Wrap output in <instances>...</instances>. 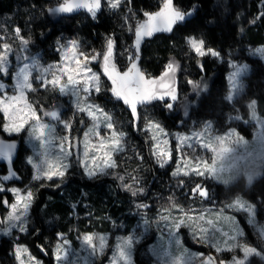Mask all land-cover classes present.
Segmentation results:
<instances>
[{"label": "trees", "instance_id": "obj_1", "mask_svg": "<svg viewBox=\"0 0 264 264\" xmlns=\"http://www.w3.org/2000/svg\"><path fill=\"white\" fill-rule=\"evenodd\" d=\"M65 2L0 0V52L2 43L9 39V35H23L31 40L34 49L43 50L47 60L59 62L62 44L72 38L80 41L83 49L92 48L93 55L101 53L102 60L107 42L112 39V62L119 72L127 71L130 67L127 59L122 62L123 57L128 58L130 54L135 57L133 61L137 60L138 69L147 77L159 76L171 61L180 64L179 99L182 101L173 103L171 109L163 103H169V100L143 105L167 129L189 130L203 121L211 120L214 129L218 131L236 126L243 134L251 135L255 123L249 119L250 100H255L257 111L264 116V61L248 52L250 47L264 44V0H173L175 8L185 13L191 12L192 15H186L185 20L174 25L170 32L160 31L151 37H144L140 43L138 59L135 29L146 20L145 13L159 12L164 0H125L117 9L105 4L95 16L86 11L77 12L76 9L72 12L50 11ZM190 36L201 37L205 48L218 52L219 56L207 52L204 56L198 55L188 40ZM231 59L246 60L251 64L250 72L241 79L234 100L228 97ZM105 83L108 88L96 99L113 111L117 120L124 122L121 127L130 137H123V142L134 153L133 159L129 161L131 168L137 169L141 164L146 167V193L133 195L124 190L113 176L89 178L77 165L62 182L34 181L32 167L26 161L27 148L20 141L10 161L0 157V174L4 177L10 173L15 174L12 182L5 180L7 184L16 182L20 186L31 185L34 201L28 230L14 232L0 239V264H19L15 243L28 245L34 254L45 260V264H54L51 245L55 240L67 238L78 245L80 237L85 233L128 234L140 225L141 217L136 211L135 201L164 203L168 196L166 186L170 182L172 186L175 185L176 179L172 178L170 172L172 166L165 170L158 166L152 155V144L141 132L131 108L111 93L110 80L106 79ZM195 84L200 85V91L192 92ZM202 84L207 90L202 89ZM35 87V92L31 93L32 100L35 95L45 93L38 83H35ZM51 99L53 103L65 106L63 118L72 123L74 133H81L80 123L85 119L84 114L75 111L71 99L61 94ZM183 99L187 103L197 99L188 118L180 107ZM39 105L36 102V106ZM238 114L243 119H237ZM3 121L4 116L0 112V134H4ZM122 157L123 154L117 155L119 162ZM120 167L125 169L122 164ZM206 184L210 193L207 201L223 205L243 195L254 203L259 219L264 220V178L257 180L251 188H245L242 182H234L227 189L220 183ZM191 189L194 191L190 195L195 192L194 187ZM174 195L182 198L184 191H177ZM5 197L12 200L11 192H0V212L6 210ZM141 250L142 247L137 245V263L151 264L149 258L142 256ZM248 264H264V260L253 256Z\"/></svg>", "mask_w": 264, "mask_h": 264}, {"label": "rangeland", "instance_id": "obj_2", "mask_svg": "<svg viewBox=\"0 0 264 264\" xmlns=\"http://www.w3.org/2000/svg\"><path fill=\"white\" fill-rule=\"evenodd\" d=\"M125 0H120L119 6ZM109 5L108 0H101V7L103 5ZM113 8L117 9L119 8ZM147 19V17H146ZM6 41L1 45V52H7L8 49L4 48L7 44L11 51L8 54L7 72H0V84H3V89H0V101L4 102V105H8V112L5 113L3 107L0 106V112L4 116L3 129L4 134H0V138L17 137L16 140L23 141L25 148H27L26 161L31 165L33 171V180L36 175V169L33 167V163L38 162V144L39 142L34 138V128H37V120L41 124H47L50 128L54 129L51 139L53 141V152L58 154L60 140L63 137H67L64 140V149L71 151L72 155L68 157L67 163L70 167L65 172L63 177L54 176L51 180L63 181L68 177L69 171L74 167L79 169L89 178H95L97 176H113L115 177L120 186L131 193L135 192V195H143L146 193L147 186L145 184V171L146 167L141 164L137 169L131 168L129 161L133 159L134 153L131 149L124 145L123 139V151L115 152L112 154V159L115 161V167L106 170L107 174L97 173L95 176H89L85 170L87 165L89 170H95L92 157L95 155L98 157L96 164L103 165L101 157H103V150H97L96 145H99L100 140L104 139L106 143H111L108 139L112 135V131L117 133H123V137L129 136V133L123 129L122 124L124 122L116 119L114 112L104 107L103 103L98 101L97 96L101 95L108 88L105 83L108 77L104 73L103 59L101 60V53H95L93 55L91 49H83L80 41L72 38L67 39L66 43H63L60 49V60L55 62L54 60H47L46 56L41 49H34L33 43L26 36L14 37L9 35ZM203 40L201 37L190 36L191 40ZM23 41H28L27 45ZM76 42V48L74 52L68 51L72 48V42ZM204 41V40H203ZM191 44V43H190ZM195 50V49H194ZM204 50L205 48L204 42ZM249 54L255 57H259L264 61V44L252 46L249 48ZM92 56H96L93 60ZM131 57V59H130ZM87 58V61H85ZM127 59L128 66H131L135 57L130 54L128 58L122 59L124 62ZM77 61L82 64L86 62L87 69H90L91 73H95L99 76L101 91L95 92L93 89L90 95H87L81 90L79 92V99L81 107H86L89 104L99 106L104 113H107L111 117L113 123V129H108L103 122V116L101 113H97L100 116L101 123L98 127H95V122L86 112H81L76 107L77 97L68 94H62L59 89L63 85L68 84V76L72 74L76 79L83 81L84 76L81 74L85 71L82 67L80 72L76 71ZM137 68L138 62L136 60ZM24 64L32 65L31 75L29 82L31 88L25 89L22 100H13L12 97L20 95L19 89L16 87L17 78L16 74ZM124 64V63H123ZM169 64L173 65L174 71H169ZM165 70L157 77H147L145 79L159 81L168 73L171 77L169 81L171 87L175 90L177 99L171 100L170 97H165L163 100L157 99L143 104L137 105V111L135 113V120H137L141 132L146 135L147 139L152 144V155L161 169H167L171 167V176L176 179L175 185L172 186L170 182L166 186L168 196L164 199V203L161 204L148 203L145 200H136L135 206L138 215L141 217L139 228H134L128 234L118 233L112 235L109 232L99 233H85L79 239V244H74L70 239L61 238L55 240L51 245V254L54 259V264H64L62 261H58L57 257L63 255V251H58L57 246H63V241L66 239L69 244L70 255L68 256L67 264H125L123 260L118 257L117 245L121 244L127 237L133 238L131 247V264H138L135 259V251L137 245L142 247L141 254L143 257L149 258L151 264H173L174 261H178V264H206L210 258V264H235V261H243L244 264H248L253 256H258L264 260V220L259 219L257 215V207L249 201L245 196L239 195L232 201L226 202L223 205H214L209 200L207 182H214L220 184L231 185L236 181V178L241 174L250 170V161L253 156L259 155L264 150V116L259 114L256 107L255 100H250L248 104L249 119L255 123L254 129L251 135L243 134L236 126H229L224 130L218 131L214 129L213 122L211 120L203 121L199 126L190 127L189 130H169L160 120L153 117L149 108H146L145 104L153 103L155 101L169 100L171 104L177 101L181 102L180 90H179V70L180 64L177 61H171ZM233 65H236L240 71L237 75L238 87L233 89L232 81L230 79L232 73L236 70ZM127 66V67H128ZM117 69V67H116ZM250 62L230 60V71L228 73L229 81V93L230 100H234L240 88L241 79L250 72ZM123 73V72H121ZM59 78V84L53 85L52 81ZM35 83H38L41 88L45 90L41 96L35 95V99L32 100L31 93L35 92ZM111 84V81H110ZM196 85V84H195ZM194 87L192 92L200 91V85ZM71 88L72 86L69 85ZM77 88L83 87V84L76 86ZM202 89L207 87L202 84ZM201 92H199L200 94ZM61 94L71 99L72 105L78 113H83L84 118L80 123L82 128L81 133H74L72 123L63 118V110L65 106L62 103H53L52 96ZM104 94V93H103ZM198 94V93H197ZM201 97V96H199ZM180 104L183 109V113L186 118L191 114L192 106L197 103V99L193 102L190 101ZM253 101L255 102L253 104ZM36 102L40 103L37 107ZM169 104L168 102H163ZM34 110L35 117H31L29 108ZM127 105V104H126ZM174 105V104H173ZM129 106V105H127ZM130 107V106H129ZM131 108V107H130ZM55 111L58 113V119H54L45 115L48 112ZM132 111V110H131ZM133 114V113H132ZM22 117L27 122L24 123L23 128L19 131H10L13 123H20ZM237 119H243L241 114L236 115ZM250 122V121H248ZM246 122V123H248ZM68 127H65V125ZM159 125V129L155 127ZM6 126H8L6 128ZM162 129L163 131H160ZM88 134L87 137L85 134ZM98 133V135H97ZM194 133H199V137H193ZM153 136L156 137L153 140ZM130 137V136H129ZM178 137H193L186 144H181ZM218 137L223 138V146L227 147V151L223 152L221 157V163L219 168L216 166L217 153L213 149H219L221 147ZM88 141L87 149L85 148V141ZM167 141V144L164 143ZM207 144L208 147L202 145ZM191 145V146H189ZM167 151L169 153V159L163 166L160 165L156 151ZM87 151V155L85 152ZM118 154H123L121 161L117 159ZM29 157L32 158L33 163L29 162ZM214 163L215 174L211 175L204 169V165H211ZM120 164L125 166L122 170ZM77 165V166H76ZM144 168V169H143ZM181 169L179 175H173L177 169ZM192 169H198L204 171V175H197ZM187 171L188 175H184ZM8 176V175H6ZM123 177V179H120ZM3 174H0V192L9 191L12 194V200L7 197L4 198L6 210L0 212V239L4 236H11L14 232H26L29 227L31 210L34 201V191L31 185H19L18 183H9L3 179ZM39 180H48L46 177H42ZM48 180V181H51ZM12 182V179H8ZM128 185L129 187H125ZM191 185V187L189 186ZM197 185L200 186L202 191L207 193L206 196H201L199 191H196ZM206 185V186H205ZM189 186V187H188ZM194 187L195 192L190 195L191 189ZM19 189L21 195H27L28 191L33 193L32 201L26 217L27 223L24 225L25 230L20 231L19 222L9 221L8 215L12 211L11 205L16 203V194L11 189ZM142 189V191H141ZM177 191H184V196L179 198L175 196ZM243 202L246 206L251 205L253 207V213L249 214L244 209H240L235 205L236 201ZM215 203V202H214ZM176 225H179L177 227ZM227 234V235H225ZM87 235L93 237V244L96 246L97 251L90 253V249L84 243L83 238ZM154 237H153V236ZM105 238V247L103 252L99 251V237ZM152 241L147 243L149 238ZM235 237V239H231ZM219 247L220 251H217ZM254 248L255 253L245 254L244 248ZM17 248L26 249V252H22L18 263L21 264H45V260L36 254H34L28 245L23 243H15V254Z\"/></svg>", "mask_w": 264, "mask_h": 264}, {"label": "snow or ice", "instance_id": "obj_3", "mask_svg": "<svg viewBox=\"0 0 264 264\" xmlns=\"http://www.w3.org/2000/svg\"><path fill=\"white\" fill-rule=\"evenodd\" d=\"M109 5L112 8H116L119 6L120 0H108ZM101 7V0H72L71 3L66 2L64 4H61L58 8L51 9L50 11H60V12H72L76 8H87L89 12L92 13L93 16L96 15V12ZM187 16H191L192 13L188 12L185 13L173 6V0H164L163 6L161 7L159 12L155 13H145V16L147 19L139 23L135 29V48L137 50V56L136 59L139 58L138 52L140 48V43L144 37H151L154 33L160 32V31H167L170 32L173 29V26L176 25L180 21H184ZM19 30H17L18 32ZM25 45H27L28 41H23ZM191 46L193 49H195L196 53L200 56H204L206 54L204 50V41L203 40H191L190 41ZM113 46L114 42L112 39H109L107 42V50L103 54V67H104V74L108 77V79L111 81V93L117 98L122 99L123 102L131 107L132 113L135 115L137 110L138 104H143L145 102H149L152 100H163L165 97H170L171 100L175 101L177 99L175 90L171 87L170 80L171 77L168 73H165V76L162 77L159 81L157 80H149L145 79L144 74L137 68V65L135 61L131 63V66L128 68L127 71H124L123 73L117 71L116 65L112 62L113 58ZM5 49H8L7 52L0 53V72H7V64H8V54L11 51L9 49V46L7 44L4 45ZM76 48V42H72V48L68 49L70 52H74ZM207 53H210L213 56H219V53L212 50L207 49ZM92 59L95 60L96 56H92ZM131 59V57H130ZM85 61H87V58H85ZM32 65L24 64L23 67L19 69V71L16 74L17 78V84L16 87L19 89L20 95L16 97H12L13 100H22L23 99V93L25 89L31 88V83L29 82V77L31 75V69ZM84 68L85 71L81 73L84 76L83 81L76 79L72 74H69L68 76V84L63 85L60 87L59 91L62 94H68L69 92L72 95H75L77 97V103L76 107L81 112H86L89 117L92 118V120L95 122V127H98L101 123L100 116L97 115V113H101L103 116V122L105 123L106 127L108 129H113V123L111 121V117L104 113L99 106L94 104H89L86 107H81V102L79 99V92L82 90L86 96L91 94V91L94 89L95 92L99 93L101 91L100 87V80L99 76H97L95 73H91L90 69H87V64L81 63L77 61L76 63V71L79 73L81 68ZM233 67L236 69L230 79L232 81V87L233 89H236L238 87L237 83V75L240 69L233 65ZM169 71L173 72L174 68L172 64H169L168 66ZM53 85L59 84V78H56L52 81ZM83 84L82 89L77 88V85ZM191 83V82H190ZM69 85L72 87L70 88ZM4 85L0 84V89H3ZM194 87H198L197 85H194ZM231 99V97H229ZM255 102L253 101V104ZM0 106L3 107V110L5 113L8 112V105H4L3 101H0ZM29 108V113L31 117H35L34 110H31V106L27 105ZM169 109L173 107V104L169 103L167 105ZM45 115L50 116L54 119H58V113L55 111L48 112ZM20 123H13V125L8 128L10 131H16L19 132L22 128L24 123L27 121L24 120L22 117ZM37 128L33 129V132L35 133L34 138L39 142L38 144V162L33 163L32 158L29 157V162L33 163V167L36 169V175L34 176V179L39 180L42 177H46L48 180H51L54 176L63 177L65 175V172L70 167V164L66 161L68 160V157L72 155L71 151H66L64 149V140L67 139V137H63L60 140L59 150L58 154H55L53 152V141L51 139L52 133L54 132V129L50 128L47 124H41L37 120ZM8 126H6L7 128ZM65 127H68L66 124ZM157 129H159V125H155ZM160 131H163L160 129ZM87 133L85 136L87 137ZM98 135V133H97ZM123 133H117L115 130L112 131V135L110 138L111 143H106L104 139L100 140L99 145H96L94 147L97 148V150H103V165L96 164V160L98 159L97 156H93V164L95 165V170H89L87 165H85V170L89 176H95L97 173L100 174H107L106 170L109 168H114L115 161L112 159V154L115 152L123 151V144L121 143L123 139ZM199 133H194L193 137H199ZM193 137H178V140L180 143L186 144L189 140L193 139ZM156 137L153 136V140H155ZM220 143L221 147L217 149H213L218 154H221L225 151H227V147L223 146V138L218 137L217 138ZM261 141H264V139H260ZM165 144H167V141H164ZM88 141L86 139L85 141V148L87 149ZM191 146V145H189ZM204 147H208L209 145L204 144L202 145ZM15 147L13 144H3L0 142V157H5L9 161L11 160V153L12 149ZM87 151L85 152V155H87ZM157 159L161 166L166 164L168 162L169 153L167 151H156ZM205 171H207L209 174L214 175L215 174V166L214 163L211 165H204ZM196 172L197 175H204V171H199L198 169H192ZM181 169H177L176 172L173 173V175H179ZM184 175H188V172L185 171ZM15 174L10 173L9 176H5L3 179L8 180L14 178ZM120 179H123V177H120ZM125 187H129L128 185H125ZM0 190H3L0 188ZM13 193L16 194V203H13L11 205L12 211L8 215L9 221L12 222H19V228L20 231H24L25 227L24 225L27 223L26 217L28 214V210L32 201L33 193L31 191L27 192V195H21L19 189H11ZM142 191V189H141ZM196 191L200 192L201 196H206L207 193L205 191H202L200 189V186L197 185ZM136 193L133 192V195ZM239 207L240 209H244L249 214L253 213V207L251 205H245L243 202L237 200L235 205H230ZM179 227V225H176ZM227 235V234H225ZM231 239H235V237H232ZM84 243L88 246L90 249V253H95L97 251L96 246L93 244V237L91 235H87L83 238ZM133 243L132 237H127L125 240L121 242V244L117 245L118 248V257L120 260H123L125 264H131V247ZM69 242L64 239L63 246L58 245L57 249L58 251H63L62 256H58V261L64 262V264H67L68 256L70 255V249L68 248ZM105 247V238L99 237V251L103 252V249ZM26 249L23 248H17L16 251V257L19 260L21 253L26 252ZM217 251H220L219 247H217ZM245 254L248 253H255L256 249L254 248H244ZM21 264H23V261H21ZM75 264V262H73ZM113 264H116V261H113ZM173 264H178V261H174ZM206 264H210V258L209 261L206 262ZM235 264H244L243 261H235Z\"/></svg>", "mask_w": 264, "mask_h": 264}, {"label": "clouds", "instance_id": "obj_4", "mask_svg": "<svg viewBox=\"0 0 264 264\" xmlns=\"http://www.w3.org/2000/svg\"><path fill=\"white\" fill-rule=\"evenodd\" d=\"M264 149V146H262ZM224 153L217 155L216 166L219 168L221 163V157ZM264 178V150H262L259 155L253 156L250 161V170L241 174L236 178V183L242 182L245 188H251L252 185L259 179ZM231 185L222 184V187L229 188Z\"/></svg>", "mask_w": 264, "mask_h": 264}, {"label": "water", "instance_id": "obj_5", "mask_svg": "<svg viewBox=\"0 0 264 264\" xmlns=\"http://www.w3.org/2000/svg\"><path fill=\"white\" fill-rule=\"evenodd\" d=\"M162 32H165V31H162ZM0 142H2L5 145H7V144H13V145H15V147L12 149V153L11 154L16 153V151L18 150L19 143H18V141H16V139H10L9 140V139L0 138Z\"/></svg>", "mask_w": 264, "mask_h": 264}, {"label": "flooded vegetation", "instance_id": "obj_6", "mask_svg": "<svg viewBox=\"0 0 264 264\" xmlns=\"http://www.w3.org/2000/svg\"><path fill=\"white\" fill-rule=\"evenodd\" d=\"M71 3V2H70ZM101 8V7H100ZM76 11L78 12V11H86V12H89L88 10H87V8H76ZM89 13H91V12H89ZM4 139H11V138H4ZM16 141H18V140H16ZM18 143H20L19 141H18Z\"/></svg>", "mask_w": 264, "mask_h": 264}]
</instances>
